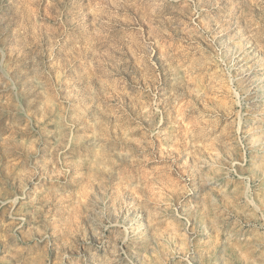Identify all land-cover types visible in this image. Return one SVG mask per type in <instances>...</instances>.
Here are the masks:
<instances>
[{
  "label": "rangeland",
  "instance_id": "rangeland-1",
  "mask_svg": "<svg viewBox=\"0 0 264 264\" xmlns=\"http://www.w3.org/2000/svg\"><path fill=\"white\" fill-rule=\"evenodd\" d=\"M0 264H264V0H0Z\"/></svg>",
  "mask_w": 264,
  "mask_h": 264
}]
</instances>
